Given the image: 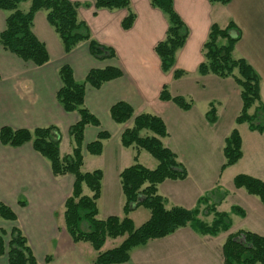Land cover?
<instances>
[{
	"label": "crops",
	"instance_id": "crops-1",
	"mask_svg": "<svg viewBox=\"0 0 264 264\" xmlns=\"http://www.w3.org/2000/svg\"><path fill=\"white\" fill-rule=\"evenodd\" d=\"M70 2L81 5L77 18L86 24L91 39L112 48L116 58L94 59L86 41L65 53L46 20V12H36L31 31L44 44L49 60L35 67L0 48V129L33 131L55 127L60 133V156L70 155L74 142L68 130L77 122L78 114L64 112L56 100L61 86L60 68L69 66L76 83H83L91 70L118 68L122 72L120 78L99 89L87 86L84 96V108L97 119L99 127L88 125L84 129L81 171L87 156H91L85 146L95 141L100 131L109 134L102 141L101 154L91 156L96 163L86 172L102 173L97 219L124 217L125 198L119 174L135 164V157L148 170L157 167V161L147 152L125 148L120 142L122 133L133 126L134 117L150 114L160 118L166 127L167 135L160 139L162 146L174 153L187 171L184 180H165L157 186V194L164 199L165 207L197 210L196 219L206 225L214 221L215 212L223 213L231 223L227 236L247 231L264 237V206L257 197L233 186L237 175L264 182V132L250 131L247 124L235 123L242 104L240 88L231 77L221 79L198 74L210 27L217 25L224 29L232 23L238 30L239 40L231 56L234 60H244L258 76L264 106V0H230L225 5L211 4L209 0H172L175 13L188 29V37L184 46L175 52L173 67L166 73L161 71L154 47L164 39L168 19L160 10L152 8L149 0H129V11L135 20L127 31L121 28L127 10H95L91 0ZM26 3L20 5V11H28L30 2ZM85 3L91 6H82ZM6 15L0 11V33L4 30ZM218 43L222 45L225 41ZM175 71L183 72L177 80L173 79ZM163 86L168 87L172 96L190 101L191 108L182 111L172 102L160 101ZM118 102H125L133 109V118L124 124L114 123L109 115L110 108ZM211 107L215 116L213 123L207 120ZM253 112L252 108L249 113ZM233 130L239 133L242 156L234 165L222 168L224 141ZM140 135L144 137L147 133L142 131ZM229 170L234 173L227 174ZM73 181L71 175L54 177L48 161L33 150L31 143L17 148L0 144V202L16 216L14 222L0 220V231L7 236L13 227L17 228L36 264H92L97 257L90 244L74 243L65 229L64 203L71 195ZM222 193L224 196L219 200ZM83 194L91 196L86 187ZM234 208L240 209L243 215L234 214ZM149 217V211L142 207L128 214L135 227ZM217 236L201 234L191 226L179 228L167 237L133 248L129 261L124 264H224L222 246L217 249L214 243ZM4 241L7 242L6 237ZM108 241L102 251L121 243V239L111 240L114 243L106 248ZM0 264H8L5 255L0 256Z\"/></svg>",
	"mask_w": 264,
	"mask_h": 264
},
{
	"label": "trees",
	"instance_id": "trees-1",
	"mask_svg": "<svg viewBox=\"0 0 264 264\" xmlns=\"http://www.w3.org/2000/svg\"><path fill=\"white\" fill-rule=\"evenodd\" d=\"M91 1L95 10H127L128 15L122 21L121 28L127 31L132 27L135 15L129 11V0ZM149 1L152 8L160 10L168 19L164 39L154 47V53L160 60L161 71L166 73L173 67L175 52L186 42L188 29L175 13L172 0ZM26 2H30V8L27 12L20 11L19 5ZM209 2L225 5L230 0ZM91 5L85 3L82 6L89 8ZM80 6L70 0H0V11L7 13L4 30L0 33V48L35 67L46 64L49 60L46 48L31 31L34 14L44 11L46 20L57 35L65 53L70 52L79 42L86 41L89 54L94 59H115L114 50L91 39L86 24L78 20L77 10ZM220 40H224L225 43L219 44ZM238 40V30L232 23L224 29L212 25L202 47L204 61L198 67V74L201 76L211 74L221 79L231 77L240 88L242 104L235 123L237 125L245 123L250 131L262 133L264 106L259 94V78L244 60L232 58L231 53ZM58 74L61 86L56 93V100L64 112L78 114L77 122L68 130V135L74 142L72 153L60 156L58 150L60 133L55 127L38 128L33 131L2 127L0 144L17 148L31 143L33 150L48 161L54 177L65 175L73 177L71 195L64 203V225L74 243H88L97 253L92 264H124L129 261V253L133 248L144 246L151 240L167 237L186 226L210 236L228 231L231 223L223 213L215 212L214 221L211 225H206L196 219L197 210L165 207L164 199L157 194V186L165 180H184L187 177L186 168L177 161L174 153L162 146L160 139L167 135L162 120L150 114H141L133 118V109L125 102H118L109 110L110 118L116 124H124L133 118V126L121 135V145L147 152L157 161V167L148 170L138 164L135 157V164L119 174V183L125 198L124 217L110 216L104 220L97 219L96 202L100 197L102 173L99 170L89 173L81 171L84 129L88 125L99 127L97 119L84 108L85 89L87 86L99 89L103 84L120 78L122 72L115 67L91 70L83 83L74 81L69 66L61 67ZM182 75L183 72L175 71L173 79L177 80ZM159 100L172 102L182 111L191 108L190 101L181 96H172L166 86L162 87ZM252 108L254 112L250 114ZM207 120L210 123L215 120L213 107L207 113ZM142 131L147 135L141 136ZM108 138V133L100 131L96 140L85 146L86 152L91 156H99L102 152V141ZM222 151L224 157L222 168L234 165L241 158V140L237 130H233L225 139ZM233 186L257 197L264 206V182L246 175H237L233 178ZM83 187L89 190L91 196L83 194ZM223 196L222 193L219 200H222ZM139 207L149 211L150 217L141 226L135 227L128 214ZM233 213L243 215L238 208H234ZM0 220L10 222L16 220L15 214L2 202ZM117 238H123L118 246L102 251L107 239ZM222 253L224 264H264V237L247 231L230 234L222 245ZM4 255L8 264H36L26 239L15 227L7 236L5 232L0 231V256Z\"/></svg>",
	"mask_w": 264,
	"mask_h": 264
},
{
	"label": "rangeland",
	"instance_id": "rangeland-1",
	"mask_svg": "<svg viewBox=\"0 0 264 264\" xmlns=\"http://www.w3.org/2000/svg\"><path fill=\"white\" fill-rule=\"evenodd\" d=\"M27 4V3H26ZM21 6H24L23 4H20ZM20 5H19V7L18 8H20ZM27 5H29V3L27 4ZM168 88V87H167ZM169 90V89H168ZM96 163V160L94 159V158H92L91 156H87V158H86V164H85V167H84V169L82 170L83 171V173H86L87 171H89V170H91V166L93 165V164H95ZM228 173H234L232 170H229V171H227V174ZM226 175V172H224L223 173V176H225ZM101 208H102V206H101ZM224 208V207H223ZM137 222H139V221H136V224H139V223H137ZM227 232H229V230L228 231H226V232H220L219 234H218V236L215 238V240H214V243H216L217 244V249H221V246H222V244H223V242L225 241V239H226V237H227ZM121 239V241L123 240V238H117V239H114V240H117V241H119ZM111 240H113V239H110V241H108V245H107V247L106 248H109L111 245H112V243H114V242H112ZM107 250H109V249H107Z\"/></svg>",
	"mask_w": 264,
	"mask_h": 264
}]
</instances>
